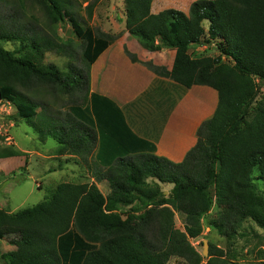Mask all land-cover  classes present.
<instances>
[{
  "label": "trees",
  "instance_id": "trees-1",
  "mask_svg": "<svg viewBox=\"0 0 264 264\" xmlns=\"http://www.w3.org/2000/svg\"><path fill=\"white\" fill-rule=\"evenodd\" d=\"M122 1L124 28L143 49L175 52L169 71L141 63L183 89H214L216 109L183 161L157 156L154 144L131 131L113 101L89 93V68L115 37L79 22L77 0H0V41L18 43L16 51L0 45V101L10 103L40 139L52 138L60 155L80 159L92 171L91 182H61L36 205L0 211V241L3 229L18 231L0 264H167L171 257L229 264L222 249L210 245L205 259L190 243L201 236L204 217L220 212L211 228L226 240L239 235L247 220L264 230V191L258 186L264 184V96L258 97L264 83V0H195L187 13L169 8L156 14L153 0ZM27 2L45 13L49 34L34 15L26 16ZM93 4L85 7L87 19ZM65 22L81 42L83 70L69 64L66 73L42 63L49 51L72 56L56 33ZM209 45L217 49L215 57L193 53ZM40 88L45 96H66L67 110L62 113L47 98L35 102L31 95ZM85 97L83 107L77 101ZM20 156L13 148L0 151V159ZM103 181L107 195L97 186ZM163 184L172 187L167 195ZM175 213L183 231L175 227Z\"/></svg>",
  "mask_w": 264,
  "mask_h": 264
},
{
  "label": "rangeland",
  "instance_id": "rangeland-1",
  "mask_svg": "<svg viewBox=\"0 0 264 264\" xmlns=\"http://www.w3.org/2000/svg\"><path fill=\"white\" fill-rule=\"evenodd\" d=\"M194 1L153 0L151 13L156 14L169 8L187 13L189 5ZM91 3H94L92 17L87 19L85 7ZM26 7V16L34 15L39 19L43 31L49 34L45 13L31 2H27ZM73 11L79 22L82 23L84 20V25L117 39L119 23L124 14L122 0H77ZM56 33L61 41L69 44L67 51H71L72 56L49 51L44 54L42 63L55 65L66 73L69 72L67 69L69 64L83 70L85 64L81 57V42L73 34L70 25L67 22L59 23L56 27ZM0 45L6 51H16L18 48V43L11 41H0ZM125 50L127 48L124 46L122 50L124 55H126ZM193 51L197 56L215 57L218 54L215 46L211 45L207 48L197 46ZM147 62L152 63L153 61L147 60ZM40 89L41 92L31 95L35 102L39 103V101H44V98H47L62 113L67 110L68 99L66 96H58L57 98H53L51 95L45 96L44 90ZM263 96L264 83L260 85L258 97ZM77 102L83 107L88 105L87 97ZM6 148L18 150L23 153V156L0 159V211L14 213L20 209L36 205L43 201L61 182L83 183L92 181L91 169L82 167L80 159L60 155L57 152L58 146L52 138L40 139L22 119L16 117V111L12 105L0 101V151ZM97 186L103 195H107L108 186L105 181L97 183ZM258 186L264 191V184L259 182ZM170 187L166 184L161 185L164 191H169ZM219 215V211L212 210L208 216L202 219L203 231L201 236L196 239H189L192 246L201 254L203 243L207 242L209 258L210 245H214L223 250L224 258L228 260L229 264H264V230L247 220L239 235L232 240H226L216 229L211 228L212 223H218ZM178 216L174 214V224L176 228L183 231L180 216L179 219ZM3 233L4 238L0 241V255L13 250L14 247L10 241L18 238L16 229L5 228ZM167 264L187 263L181 258L171 257Z\"/></svg>",
  "mask_w": 264,
  "mask_h": 264
},
{
  "label": "crops",
  "instance_id": "crops-1",
  "mask_svg": "<svg viewBox=\"0 0 264 264\" xmlns=\"http://www.w3.org/2000/svg\"><path fill=\"white\" fill-rule=\"evenodd\" d=\"M118 28L117 39L89 68V93L113 101L122 110L131 131L154 144L157 156L179 163L195 146L200 125L212 117L217 93L208 86L183 89L172 80L157 76L141 62L152 60L155 66L169 71L174 50L148 52L143 49L125 30L124 14ZM124 46L139 62H132L122 53Z\"/></svg>",
  "mask_w": 264,
  "mask_h": 264
},
{
  "label": "water",
  "instance_id": "water-1",
  "mask_svg": "<svg viewBox=\"0 0 264 264\" xmlns=\"http://www.w3.org/2000/svg\"><path fill=\"white\" fill-rule=\"evenodd\" d=\"M201 255L204 257V258H208V244L207 242H204L203 243V250L201 252ZM205 264V263H203Z\"/></svg>",
  "mask_w": 264,
  "mask_h": 264
},
{
  "label": "built area",
  "instance_id": "built-area-1",
  "mask_svg": "<svg viewBox=\"0 0 264 264\" xmlns=\"http://www.w3.org/2000/svg\"><path fill=\"white\" fill-rule=\"evenodd\" d=\"M5 103H8V102H5ZM9 105H11L10 103H8ZM9 107H11V106H9Z\"/></svg>",
  "mask_w": 264,
  "mask_h": 264
}]
</instances>
